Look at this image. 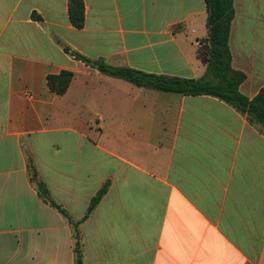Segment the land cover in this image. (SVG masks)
<instances>
[{"label": "crops", "instance_id": "obj_1", "mask_svg": "<svg viewBox=\"0 0 264 264\" xmlns=\"http://www.w3.org/2000/svg\"><path fill=\"white\" fill-rule=\"evenodd\" d=\"M0 0V264H264V129L212 96L134 86L94 63L201 78L210 49L204 0ZM240 92L264 87V0H234ZM93 63L86 65L64 48ZM71 71L58 96L49 75Z\"/></svg>", "mask_w": 264, "mask_h": 264}, {"label": "trees", "instance_id": "obj_2", "mask_svg": "<svg viewBox=\"0 0 264 264\" xmlns=\"http://www.w3.org/2000/svg\"><path fill=\"white\" fill-rule=\"evenodd\" d=\"M208 13L209 35L205 43L209 46L207 54L208 64L205 74L198 79L168 77L153 75L129 67H113L105 62H95L98 70L107 76L124 80L134 86L152 89L164 93H174L184 96H212L247 116L251 124L264 129V87L253 98L248 99L240 92V86L246 75L232 67V55L229 46L232 22L235 18L234 0H204ZM69 20L76 29L85 26L84 0H69ZM64 50L75 59L86 65H92L91 60L73 52L70 48ZM71 71H62L57 75L47 77L49 90L58 96L64 95L73 80ZM28 171L31 182L35 184L39 197L56 209L73 229L75 264H83V251L79 226L93 213L103 196L107 193L108 184H105L92 198L85 215L78 221L73 220L70 214L52 197L46 184L37 179L35 168L29 159Z\"/></svg>", "mask_w": 264, "mask_h": 264}, {"label": "water", "instance_id": "obj_3", "mask_svg": "<svg viewBox=\"0 0 264 264\" xmlns=\"http://www.w3.org/2000/svg\"><path fill=\"white\" fill-rule=\"evenodd\" d=\"M96 68H98V66H96Z\"/></svg>", "mask_w": 264, "mask_h": 264}]
</instances>
